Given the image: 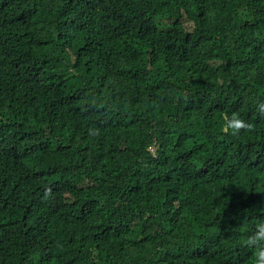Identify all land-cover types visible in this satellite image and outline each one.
I'll return each mask as SVG.
<instances>
[{
  "label": "trees",
  "instance_id": "trees-1",
  "mask_svg": "<svg viewBox=\"0 0 264 264\" xmlns=\"http://www.w3.org/2000/svg\"><path fill=\"white\" fill-rule=\"evenodd\" d=\"M261 103L264 0H0V264H255Z\"/></svg>",
  "mask_w": 264,
  "mask_h": 264
},
{
  "label": "clouds",
  "instance_id": "clouds-1",
  "mask_svg": "<svg viewBox=\"0 0 264 264\" xmlns=\"http://www.w3.org/2000/svg\"><path fill=\"white\" fill-rule=\"evenodd\" d=\"M259 112L264 115V103L259 105ZM226 124L223 128L225 132L231 130V135H237L241 129L252 132L254 131V125L250 122H246L244 119L240 118L238 114L233 113L229 118L225 116ZM51 189H46V196L50 193ZM248 246L256 248L255 252V264H264V222L259 223L256 226V231L248 237L246 241Z\"/></svg>",
  "mask_w": 264,
  "mask_h": 264
}]
</instances>
